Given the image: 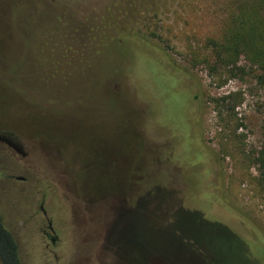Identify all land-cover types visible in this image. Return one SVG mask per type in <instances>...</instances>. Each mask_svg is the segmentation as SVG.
Returning a JSON list of instances; mask_svg holds the SVG:
<instances>
[{
  "label": "rangeland",
  "instance_id": "obj_1",
  "mask_svg": "<svg viewBox=\"0 0 264 264\" xmlns=\"http://www.w3.org/2000/svg\"><path fill=\"white\" fill-rule=\"evenodd\" d=\"M104 1L84 0L88 11L59 19L0 0V135L26 154L22 166L9 159L26 180L0 176V216L21 264H202L212 255L201 224L211 223L244 241L232 264H264V190L254 162L264 146V82L243 50L222 48L236 31L264 36L262 7L136 0L124 7L123 29L152 45L113 40L94 58L89 27L101 23ZM203 146L216 159L223 201L252 227L195 200L212 195L202 186L213 170ZM44 193L56 245L35 223ZM144 197L153 201L143 210Z\"/></svg>",
  "mask_w": 264,
  "mask_h": 264
},
{
  "label": "trees",
  "instance_id": "obj_2",
  "mask_svg": "<svg viewBox=\"0 0 264 264\" xmlns=\"http://www.w3.org/2000/svg\"><path fill=\"white\" fill-rule=\"evenodd\" d=\"M21 1L24 2L23 5H25V14L29 10L42 8L41 11L43 10L44 12H58V18L62 19L70 14L74 16L76 13L82 14L83 12L85 13V11H88V6L82 4L84 0H43L46 4H44L42 7L40 6V4H37L38 0ZM257 1L259 3V7H262V10L264 11V0ZM135 2L136 0L104 1V7L102 6V11L104 12L101 15V23H95L90 25L89 27L91 33L93 34L94 41L98 42L99 45V49L94 52L92 57L96 58L97 55H99V53L104 50L105 46L113 40L121 41L125 38H131L151 44L150 40L147 39V37H145L144 35L123 29L122 19L125 16L124 7H126L127 10L128 8L133 7ZM128 10L130 11V9ZM226 42H228V45H222L224 51H228L229 53L233 51L234 54L237 55L239 50H243V52L247 54L251 62L254 63V65H258L260 70L259 79L264 82V36H262L261 39H257L256 31L250 30L246 31V33L236 31L226 39ZM228 59L230 60V57H228ZM214 68L215 66L213 67V69ZM237 68L241 69L239 67ZM198 143L202 144L201 142H199V140ZM202 148L211 159V166L213 168L210 175H203L205 176V180L203 182L204 184L202 183V186H205V188L211 190L212 195L208 196L203 191L198 192L197 195H195V200H197L203 206L204 210L209 212H224L226 210L230 211L233 215L236 216L235 224L241 226L243 229H246V227L249 226L252 227L251 221L244 214L233 209L223 201L222 196L219 193L220 190L218 188L216 173H214V164L216 162V159L213 157V153L211 151L206 149L204 146ZM254 162L255 164L259 165V176L257 179L258 185L264 190V146L258 152L257 157L254 158ZM158 196L159 195H156L153 200H158ZM142 199H144V201H142ZM142 199L139 202L138 207L141 206V209L144 210L145 206L150 204V202L153 200H146L145 197ZM142 202H144V204H142ZM216 206L219 208L216 209ZM189 215L190 216L187 217V222H193L195 225L194 227H196V225L198 224V218L196 217V214ZM172 219L173 218L170 217L169 220ZM201 227H204V230H200V242L201 244L204 243L207 248H211V250L208 251L212 255H206L203 259L202 264H232L231 262L238 261L237 257L233 254L241 250L238 249L239 247L243 248L245 245L244 241L239 235H237L236 233H232L227 227H223L222 225L214 223L206 225L201 224ZM252 236H254V232ZM192 240L193 248H200L199 244L194 239ZM227 250L229 251L228 254L226 253ZM231 254L233 256L230 257ZM0 260L2 264H21L16 240L13 234L4 226L1 216ZM198 261L200 262V260Z\"/></svg>",
  "mask_w": 264,
  "mask_h": 264
},
{
  "label": "flooded vegetation",
  "instance_id": "obj_3",
  "mask_svg": "<svg viewBox=\"0 0 264 264\" xmlns=\"http://www.w3.org/2000/svg\"><path fill=\"white\" fill-rule=\"evenodd\" d=\"M167 67L171 69L169 66ZM174 70L175 69H172V71ZM18 153L22 155L21 157H23V159H20V157H18ZM25 157L26 154L22 152L20 146L13 143L10 139L6 138L5 136L0 135V176L4 177V179L6 180L5 182L9 184L12 181L16 180H26L25 176H21L16 173V168H14V164H9V159H14L18 160L20 166H22L24 165ZM47 198L48 194L44 193L42 196V200L39 203V208L42 211L44 218L42 217L43 219H37V217H35V223H39L43 225V227H46L43 230L44 237L47 238L52 245H56L59 240L60 232L54 228L51 217L48 215L47 210L44 208V204ZM50 211L53 212V210Z\"/></svg>",
  "mask_w": 264,
  "mask_h": 264
}]
</instances>
